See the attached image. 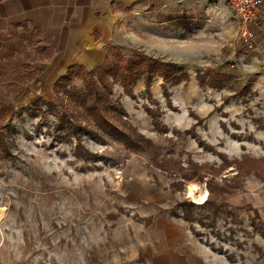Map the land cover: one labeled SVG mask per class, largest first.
Returning a JSON list of instances; mask_svg holds the SVG:
<instances>
[{"label":"rangeland","instance_id":"374dc122","mask_svg":"<svg viewBox=\"0 0 264 264\" xmlns=\"http://www.w3.org/2000/svg\"><path fill=\"white\" fill-rule=\"evenodd\" d=\"M235 23L194 33L124 23L119 53L168 67L130 94L114 83L138 144L78 128L90 161L74 155L77 138L58 140L70 133L65 111L96 128L63 89L58 99L47 43L17 42L21 69L0 76V264H264V65L234 56L255 45ZM190 184L208 205L188 197Z\"/></svg>","mask_w":264,"mask_h":264},{"label":"crops","instance_id":"0c3cea01","mask_svg":"<svg viewBox=\"0 0 264 264\" xmlns=\"http://www.w3.org/2000/svg\"><path fill=\"white\" fill-rule=\"evenodd\" d=\"M232 11L226 0H0V44L13 32L38 31L52 52L45 72L56 81L70 67L91 70L103 65L129 21H168L190 33L230 32L237 27ZM251 28L252 53L239 50L234 56L255 58L264 65V23Z\"/></svg>","mask_w":264,"mask_h":264},{"label":"trees","instance_id":"16d2710c","mask_svg":"<svg viewBox=\"0 0 264 264\" xmlns=\"http://www.w3.org/2000/svg\"><path fill=\"white\" fill-rule=\"evenodd\" d=\"M35 34H38V31L32 30L22 33L13 32L8 41L0 44L1 78L4 75H8V69H21L12 64L16 47L21 41H27L28 43L32 42L34 37H36ZM19 45H22V42ZM111 56H113L115 61L111 62ZM166 67L168 66L157 64L154 60L144 56H135L131 59H125L115 46L109 47L106 62L101 66H97L91 70H86L82 66L70 67L69 70L54 83L55 93L58 96L61 91L60 89H63L64 93L70 96L74 104L85 111L88 123H91L96 130H91L88 125H83L79 120L74 119L72 115L65 111L60 114L63 116V118L60 117V120L65 122L70 133L65 131L67 132L66 135H58V140L64 142L70 141L74 137L77 138L78 143L74 155L85 161L95 159L96 155L82 145V140L77 134L78 128L83 132L93 135L102 142H105L102 136L105 135L113 140L123 142L127 148L135 149L138 142L133 139V133L130 132L131 129L134 132L135 130L131 125H128L129 123H127V121L122 120L126 116L123 107L119 103H114L111 99L113 85L114 83L120 82L124 90L130 94L132 92L131 86H133L141 77L146 76L150 79L156 71H161L162 73L166 72ZM160 68L161 70H159ZM22 76L23 75H20L15 78L18 80L19 77L22 78ZM110 77L112 81H109ZM75 79L82 80L84 89L74 91L69 90V87ZM59 97L60 96H58V99ZM39 101L41 100L39 99ZM47 104L49 105L51 103ZM53 106L54 105L51 104L50 107ZM109 117L115 118L116 120L120 117V122L123 123V125H127L129 131L119 128L110 121ZM141 139L143 138L141 137ZM209 203L210 199H207L205 203L200 206L204 207ZM262 236L264 237V226L262 227Z\"/></svg>","mask_w":264,"mask_h":264},{"label":"built area","instance_id":"2783aa9c","mask_svg":"<svg viewBox=\"0 0 264 264\" xmlns=\"http://www.w3.org/2000/svg\"><path fill=\"white\" fill-rule=\"evenodd\" d=\"M234 15L244 30V38H248L249 29L253 25L264 23V11L262 10V0H226Z\"/></svg>","mask_w":264,"mask_h":264},{"label":"bare ground","instance_id":"6f19581e","mask_svg":"<svg viewBox=\"0 0 264 264\" xmlns=\"http://www.w3.org/2000/svg\"><path fill=\"white\" fill-rule=\"evenodd\" d=\"M208 191L197 184H190L188 187V197L192 198L195 203L202 205L208 198Z\"/></svg>","mask_w":264,"mask_h":264}]
</instances>
